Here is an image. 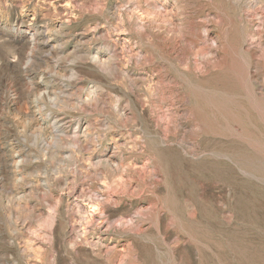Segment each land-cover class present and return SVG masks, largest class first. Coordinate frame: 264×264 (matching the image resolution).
Instances as JSON below:
<instances>
[{
	"label": "rangeland",
	"instance_id": "1",
	"mask_svg": "<svg viewBox=\"0 0 264 264\" xmlns=\"http://www.w3.org/2000/svg\"><path fill=\"white\" fill-rule=\"evenodd\" d=\"M0 264H264V0H0Z\"/></svg>",
	"mask_w": 264,
	"mask_h": 264
}]
</instances>
